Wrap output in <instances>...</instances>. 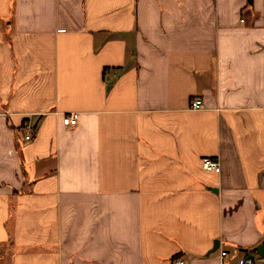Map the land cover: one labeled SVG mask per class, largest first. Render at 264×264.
Returning a JSON list of instances; mask_svg holds the SVG:
<instances>
[{
    "label": "crops",
    "instance_id": "0c3cea01",
    "mask_svg": "<svg viewBox=\"0 0 264 264\" xmlns=\"http://www.w3.org/2000/svg\"><path fill=\"white\" fill-rule=\"evenodd\" d=\"M263 243L264 0H0V264Z\"/></svg>",
    "mask_w": 264,
    "mask_h": 264
},
{
    "label": "built area",
    "instance_id": "2783aa9c",
    "mask_svg": "<svg viewBox=\"0 0 264 264\" xmlns=\"http://www.w3.org/2000/svg\"><path fill=\"white\" fill-rule=\"evenodd\" d=\"M202 107V101L196 100L192 104L193 109H200ZM79 115L77 113H71L64 117L63 123L65 126H76L78 124ZM30 136H27L26 139L30 140ZM202 168L207 173H221V163L219 160L212 158H204L202 161ZM226 253H223V256L226 257ZM260 261H255L253 259H248L247 264H258ZM176 264H186L184 260H178Z\"/></svg>",
    "mask_w": 264,
    "mask_h": 264
},
{
    "label": "water",
    "instance_id": "95a60500",
    "mask_svg": "<svg viewBox=\"0 0 264 264\" xmlns=\"http://www.w3.org/2000/svg\"><path fill=\"white\" fill-rule=\"evenodd\" d=\"M254 252L264 258V243L258 248L254 249Z\"/></svg>",
    "mask_w": 264,
    "mask_h": 264
},
{
    "label": "trees",
    "instance_id": "16d2710c",
    "mask_svg": "<svg viewBox=\"0 0 264 264\" xmlns=\"http://www.w3.org/2000/svg\"><path fill=\"white\" fill-rule=\"evenodd\" d=\"M253 3V0H249V4H252Z\"/></svg>",
    "mask_w": 264,
    "mask_h": 264
}]
</instances>
